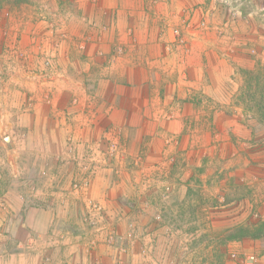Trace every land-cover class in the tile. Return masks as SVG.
<instances>
[{"label": "rangeland", "instance_id": "rangeland-1", "mask_svg": "<svg viewBox=\"0 0 264 264\" xmlns=\"http://www.w3.org/2000/svg\"><path fill=\"white\" fill-rule=\"evenodd\" d=\"M145 1L135 87L102 0H0V264H264V0Z\"/></svg>", "mask_w": 264, "mask_h": 264}, {"label": "crops", "instance_id": "crops-1", "mask_svg": "<svg viewBox=\"0 0 264 264\" xmlns=\"http://www.w3.org/2000/svg\"><path fill=\"white\" fill-rule=\"evenodd\" d=\"M99 5L102 8L115 9L116 20L114 21V26V23L111 24V31H101V37L104 41L98 44V48L95 53L97 52L96 54L102 56L104 60L106 58H111L109 62L111 63V68L115 65L117 73L119 71L122 72L120 77L124 76V79L122 78L121 81L124 80L137 87L139 85L136 84V82L131 81L129 77L123 73L127 69H130L129 66L133 67L132 62L135 58H133L134 60L131 58L132 51H134V54L136 53L138 56L147 54L152 56V50L154 53L160 52L163 48L161 42L157 39L158 36H156V29L161 24V22H159V15L162 13L163 16H166L168 13L172 15L173 13L178 12L177 10L181 7V3L178 2V4L174 6L175 12L172 10L174 8H171L173 5H170V7H166L164 5L160 7L158 5L159 7H155L156 11H153V14L148 12L149 4L145 0H115V2L109 3H107L106 0H102V4L99 3ZM168 9L171 11H168ZM96 19L97 17H95V19L90 18V22H94ZM104 22L108 25L110 23V19L102 20V23ZM132 25L137 26V29L135 30V27L132 28ZM106 39L110 42L106 43ZM112 45L115 47V55L110 57L107 55L111 51ZM86 55L89 57L91 56L90 53H86ZM95 59H97L96 55L94 57V60ZM154 61L158 62V59L155 58ZM137 62L142 64L140 59ZM143 81H140V84H142ZM96 260L98 262H102V258L99 257V255H97Z\"/></svg>", "mask_w": 264, "mask_h": 264}, {"label": "built area", "instance_id": "built-area-1", "mask_svg": "<svg viewBox=\"0 0 264 264\" xmlns=\"http://www.w3.org/2000/svg\"><path fill=\"white\" fill-rule=\"evenodd\" d=\"M170 36L171 40L167 41V45H170L171 43V46L168 47L172 48L173 45H177L179 43L177 40L180 37V30L178 28L172 29ZM232 257H235V254H232ZM256 261L257 260L253 255H248L244 259L240 260L238 264H256Z\"/></svg>", "mask_w": 264, "mask_h": 264}, {"label": "trees", "instance_id": "trees-1", "mask_svg": "<svg viewBox=\"0 0 264 264\" xmlns=\"http://www.w3.org/2000/svg\"><path fill=\"white\" fill-rule=\"evenodd\" d=\"M263 234H264V232L262 233V230L258 228L257 230H254V232L252 233V236L255 237V236H260ZM245 235H246V232H242L239 237H243Z\"/></svg>", "mask_w": 264, "mask_h": 264}]
</instances>
